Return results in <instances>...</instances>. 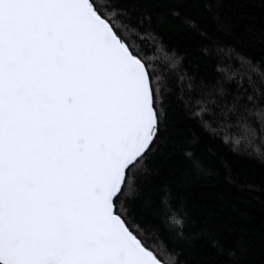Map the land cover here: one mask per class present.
<instances>
[{
  "label": "snow or ice",
  "instance_id": "snow-or-ice-1",
  "mask_svg": "<svg viewBox=\"0 0 264 264\" xmlns=\"http://www.w3.org/2000/svg\"><path fill=\"white\" fill-rule=\"evenodd\" d=\"M219 2L0 0V264H182L170 244L201 238L224 251L214 219L186 235L167 198V215L136 203L135 183L173 100L234 151L264 159V61L237 54L243 71L218 62L220 79L197 84L177 71L152 14L125 7L173 5L194 29L176 9ZM226 196L222 207L243 215Z\"/></svg>",
  "mask_w": 264,
  "mask_h": 264
},
{
  "label": "trees",
  "instance_id": "trees-1",
  "mask_svg": "<svg viewBox=\"0 0 264 264\" xmlns=\"http://www.w3.org/2000/svg\"><path fill=\"white\" fill-rule=\"evenodd\" d=\"M125 7L133 15L152 14V24L158 28L163 45L178 60L177 71L187 73L197 84L204 81L211 85L220 79L218 62L243 71L237 54L264 61V3L260 0H220L211 4L210 10L202 3H187L176 9L180 17L195 22L194 29L171 16L173 5ZM160 13L166 19L157 25ZM217 49L223 51L218 53ZM146 55L159 57L160 53L147 51ZM249 119L259 135L260 118ZM188 152L191 157L186 155ZM196 162L205 171H200ZM146 169L136 179L137 204L167 215L169 208L162 204L167 198L171 210L183 218L186 235L199 231L210 218L215 220L216 238L224 251L203 238L192 247L170 244L179 252L182 264H200L205 258H210L212 264H264V159L242 149L234 151L231 143H223L203 128L181 101L173 100L168 107L166 130ZM224 194L243 215L222 207ZM172 228L171 233H164L166 241L180 230L176 225ZM238 242L247 247L245 254H241ZM230 251H236V257L230 256Z\"/></svg>",
  "mask_w": 264,
  "mask_h": 264
}]
</instances>
